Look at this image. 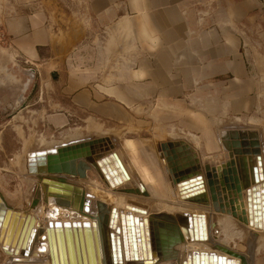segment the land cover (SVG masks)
<instances>
[{
    "label": "crops",
    "instance_id": "obj_1",
    "mask_svg": "<svg viewBox=\"0 0 264 264\" xmlns=\"http://www.w3.org/2000/svg\"><path fill=\"white\" fill-rule=\"evenodd\" d=\"M21 61L36 74L25 92L27 76L3 77ZM263 86L264 0H0V104L46 131L160 126L217 167L215 129L246 127Z\"/></svg>",
    "mask_w": 264,
    "mask_h": 264
},
{
    "label": "bare ground",
    "instance_id": "obj_2",
    "mask_svg": "<svg viewBox=\"0 0 264 264\" xmlns=\"http://www.w3.org/2000/svg\"><path fill=\"white\" fill-rule=\"evenodd\" d=\"M32 81V78H29L27 83H25L23 87L24 92L27 91L26 88L27 86L29 87ZM230 129L236 130V128ZM230 129H227V131ZM225 130L226 129H224L221 136H219L221 145L222 137L227 132ZM190 135L195 137V139H198V137H196L194 134ZM259 137L262 141L260 134ZM87 138L91 137L88 136ZM76 139L77 137H74V140H71L69 142L65 141L53 143L50 150L53 149L54 146L67 144L73 141H80L86 138ZM95 139L97 138L95 137ZM263 143L264 142H261V150L263 148ZM107 145L109 146L108 148H110V151L105 155L102 154L103 156H101V158L108 157L109 163H102L101 167L105 169L106 174L110 175L109 180L106 178L105 174L102 173L99 166L95 167L94 165H89L87 163V165L89 166L87 172L91 171L93 168L100 181L106 187V190H108L111 194L117 196L115 200L111 199L110 201H108L106 198H102L103 196H101V194L89 189H87L89 190L87 191L79 184L74 183L73 181L70 182L69 178H67L68 176L74 178L78 176L68 174L51 175L56 176V178L53 177L54 188H57L54 189V191H60L62 195L54 194V200L52 199V197H50V201L47 200L43 202V205L39 203V206H37V210H39L38 212H36L35 208L34 210L31 209L28 211L15 208L14 205L11 204L12 202L8 204V202H6V198L0 193V196L3 198L7 209L11 210L10 217L4 230V238L2 241H0V264H182L183 261H187L188 257L190 255H193L194 253L199 255H207L208 262H210L209 256L215 255L217 258L222 257L226 261L231 260L232 262H234V264H254V260L257 259L259 252V248L257 246L258 237L259 234L262 233L260 231H257L258 229H264V226L259 228L258 226H256V224H254V221L252 225L250 224V213L246 189L244 190L245 192H243V206L242 201L240 200L237 204H235L237 213V217L235 218L232 215L215 212L212 209V206L183 202L178 187H175V194L178 197V200L184 206H181L178 212L188 214L191 213L196 215L199 240L192 242L186 241L176 247H167L166 250H163L157 244L156 235H159V233L162 234L163 228L165 231L166 229L164 226H162L161 220L158 219L156 215L165 212V210H160L158 213H154L155 209L150 207L148 203V201H150V198H148V194H151V188L149 187L150 190L148 192H145V194H147L146 196L143 192L144 187L142 186V184H140L139 181L136 180L135 176L133 177L132 174H130V172L126 170V167L122 162L120 155L116 151L113 141L110 140ZM110 154H115L116 158L114 157L115 159H112L110 157ZM262 156L263 155L261 154V164L263 167L264 164ZM117 163L118 166L116 165ZM121 167L126 173L127 177L123 176V172L121 173L119 171L118 168L121 169ZM107 168H111V170L115 169L117 177H113L107 170ZM36 176L41 178V176L47 175L37 174ZM117 179H119V183H116L115 180ZM262 183L264 184V181ZM58 184H67L74 188H78L80 191L72 190L64 192L65 189L59 187ZM157 194L159 193L157 192ZM57 195L63 199V202L60 204H58V200L61 199H56ZM87 195H91L93 198H88ZM244 199H246L247 204L244 202ZM114 209L115 213H113ZM14 212H17L19 214L16 220H14V223L15 221L16 223L13 224L14 226L11 230L10 240L7 244L4 245V239L8 235ZM244 212L245 215L243 214ZM213 214L219 216L216 218V221H213L212 219ZM128 215L129 218L127 217ZM199 215L203 217L202 220L204 221L202 226L206 235L204 237V240H201V228L198 219ZM28 216H30L29 223L25 227ZM239 217H246L248 223L245 224L243 221H240ZM135 218H138L139 222L146 220L145 230L143 225V239L145 244L144 253L146 254L145 257H143V254L141 253L142 248L138 243L139 238L137 236L138 232L137 225L134 221ZM32 219H34L33 229H35L37 234L35 239L29 244V252L25 253L22 244L19 247L17 245L21 237L24 240ZM122 222H124V224H122ZM50 223H52L54 228L56 224H60L63 227V232H65L66 230L64 227L65 223L71 225L69 241L67 240V235L63 234L64 249H60L55 240L56 254H54L52 251L49 239L47 238L45 241H43L41 237V231L46 233ZM84 223L90 226L91 233L89 241H91L92 245L90 243L88 245V240L83 233L85 230V228L83 227ZM74 225H81L83 229V245H81L79 241L78 232L76 239V234H74L75 229L73 228ZM129 226L130 229L134 230H129ZM236 226H239L238 230L236 231H239L240 236L243 240L247 241L246 239H248L249 236V251L245 255L234 252L227 247L221 246V244L223 243L220 238L221 232L224 231L226 235L229 236V234H231V228H235ZM2 227L3 225L1 224L0 232ZM243 231L246 234L245 236L243 235ZM111 233H113L115 245L117 240L120 242V245L115 246L116 258H113L114 256L111 246ZM129 236H131V238ZM133 238L135 240H132ZM124 239H126V244L124 243ZM15 240L16 243L15 245H13ZM133 242H135L134 245L136 246V248L133 246ZM17 247L19 249L18 252H16ZM119 249L121 256H118Z\"/></svg>",
    "mask_w": 264,
    "mask_h": 264
},
{
    "label": "water",
    "instance_id": "obj_3",
    "mask_svg": "<svg viewBox=\"0 0 264 264\" xmlns=\"http://www.w3.org/2000/svg\"><path fill=\"white\" fill-rule=\"evenodd\" d=\"M25 76L35 79V70L26 69L24 71ZM28 89V86L26 90ZM24 102V95L22 94L18 100V104L22 105ZM110 140L100 138L91 139L86 138L80 141H73L67 144H61L54 146L53 149L46 152H38L31 155V159L35 160V164H30V173H37L39 175H54V174H68L77 175L81 179L87 177V170L89 165L99 166L103 174L109 180L108 174L101 164H108V157L101 158V156L107 154L110 148L104 147ZM222 146L225 151L228 152L229 160L221 165L214 167L209 164H205L203 167L195 162L194 149L186 141H168L160 145L159 158L163 166L165 175L172 183V187H178L181 199L185 203L212 206V209L221 214L232 215L237 217L235 204L238 201H242L243 206V192L246 189L248 207L250 213V224H256L259 228L264 226V184L263 180L262 164H261V142L259 134L254 130L244 129H230L222 137ZM112 148V147H111ZM103 154V155H102ZM112 159L116 158L115 154H110ZM115 157V158H114ZM101 158V160H100ZM118 166V163L116 164ZM112 167V166H111ZM123 176H126L124 170L118 168ZM113 177H117L116 170L107 168ZM127 177V176H126ZM261 180V181H260ZM116 183L120 182L119 179L115 180ZM42 183L45 186L44 190L50 194L54 200V180L48 178L42 179ZM59 187L64 188V192L68 191H80L78 188H74L67 184H58ZM88 198H93L91 195H87ZM56 199L58 204L63 202V199L57 195ZM45 200L50 201L49 197ZM38 201H34L33 206H36ZM115 213V209L113 210ZM11 210H8L3 198L0 196V225L3 227L0 232V241L4 238V230L10 217ZM19 213L14 212L8 235L4 239V245L10 240V234L12 227L14 226V220H16ZM245 215V212L243 213ZM129 218V215L127 216ZM161 220L162 234H157V244L166 250L167 247L173 248L183 244L186 241H198L199 235L197 232L196 215L191 213H160L156 215ZM254 218V220H253ZM30 216L27 217L26 225L29 223ZM201 228V240L205 238V232L203 230V217H198ZM201 219V220H200ZM240 221L245 224L248 223L246 217H239ZM137 225V236L139 238V246L142 248L141 253L145 257V244L143 239V225L145 230L146 220L140 221L138 218L134 219ZM34 219L31 220L30 226L26 232L24 240L21 239L18 242V247L21 246L25 250V253L29 252V244L36 237V231L33 229ZM124 224V222H122ZM130 225V223H129ZM133 225V223H132ZM65 232L60 224H56L55 228L50 223L47 229V235L41 231L42 240L49 239L52 251L56 254V243L60 249H64V236L67 235V240L70 238L71 225L64 224ZM85 228L84 234L87 243L91 244L90 226L83 224ZM74 234H79V241L83 245V235L81 225H74ZM129 230L133 231L134 229ZM24 232V230H23ZM131 238V236H129ZM126 239H124V243ZM132 240H135L134 238ZM16 240L13 245H15ZM131 243V242H130ZM135 242H133V246ZM92 245V244H91ZM116 245H120L117 240ZM114 242L113 233H111V246L113 251V258H116V246ZM18 247L16 252H18ZM83 247V246H82ZM64 251V250H63ZM118 251V248H117ZM121 256L120 249L118 256ZM210 262H208V256L204 254L190 255L187 261H183L182 264H234L231 260H225L222 257H216L215 255L209 256ZM14 264V263H12Z\"/></svg>",
    "mask_w": 264,
    "mask_h": 264
},
{
    "label": "rangeland",
    "instance_id": "obj_4",
    "mask_svg": "<svg viewBox=\"0 0 264 264\" xmlns=\"http://www.w3.org/2000/svg\"><path fill=\"white\" fill-rule=\"evenodd\" d=\"M243 46V52L246 55L250 50L249 44L247 43ZM29 67L30 66L26 65L25 61L19 62L18 65L14 67L12 64L8 69H5L3 77L7 79L13 78V71L17 72V76L24 77L25 74L22 69H29ZM260 97V107L252 114L250 123L246 124V127H243L238 122H235L233 123V127L230 128L238 129L239 127V129L245 128L244 130H254L260 134L262 139L260 142H264V86ZM22 105L19 106L21 107ZM16 114V110L0 104V193L6 198V202H8V204L12 202L11 204H13L15 208L27 211L31 209L34 210L35 208L36 212H38L39 210H37V206H39V203L43 205V202L46 201L45 198L51 197L50 194L44 190L45 186L42 183V179L48 178L53 180V177L56 178V176L48 175L41 176L40 178L36 176L37 174L30 173V164H35L36 160V158L35 160H32L31 155L50 150L53 143H59L54 142V140H63L66 135L76 133L77 131L80 132L79 135L84 138H87V136H90L92 139H95V137L97 139L105 137L104 139L108 138L113 141L116 151L120 155L126 170L130 172L133 177L135 176L136 180L145 188H143L144 194L151 188V194H148V198H150L148 203L150 207L155 209L154 213H158L160 210H165V213L175 214L180 210L181 206H183L175 194V189L172 187V183L168 181L165 172L163 171L161 160L158 157L160 145L171 141L169 138H166L165 131L162 127H155L152 136L149 133L150 130H147L145 126L143 128H135L134 130H120L112 125H106L101 121L91 119L89 121H77L75 124L72 123L69 127L61 131H46L44 122L37 113L28 110V112H24L21 115L17 114L16 118L13 117ZM90 123H95L101 129L96 132L91 131L94 132L96 136L90 135L92 133L89 134L87 131ZM223 131L224 129H220V126L215 129V133L219 136H221ZM225 131H227V129ZM158 133H160L162 139L154 137V134L158 136ZM79 135L69 136L66 142L74 140V137L80 139ZM190 136L196 140L195 137L192 135ZM219 136L217 140L218 143H221ZM104 147L109 146L104 145ZM262 147L261 154L263 155L262 159L264 164V143ZM224 152L226 153L227 151L224 149ZM226 154L228 158L227 160H229L228 152ZM262 172L264 176V166L262 167ZM87 175L88 177L86 179L70 176L67 178H69L70 182L73 181L74 183L79 184L85 188V190L89 189L101 194V196H103L102 198H106L108 201L116 199L117 196L106 190V187L100 181L93 168L91 171L87 172ZM263 181L264 179L261 182ZM143 182L145 184L147 182V185H144ZM157 192L159 194H157ZM54 194L62 195L60 191H54ZM145 195L147 196V194ZM35 200L38 201V204L33 206ZM244 202L247 204L246 199H244ZM217 217L219 216L213 214V221H216ZM238 227L239 226L231 228L232 230L229 236L226 235L224 231L221 232L220 238L223 241V245L221 244V246L245 255L249 251V236L248 239H246L247 241L243 240L239 231H236L238 230ZM259 231L262 233L259 234L258 237L257 246L259 252L257 259L254 260V264H264V229H258L257 232ZM243 235H246L244 231Z\"/></svg>",
    "mask_w": 264,
    "mask_h": 264
},
{
    "label": "trees",
    "instance_id": "obj_5",
    "mask_svg": "<svg viewBox=\"0 0 264 264\" xmlns=\"http://www.w3.org/2000/svg\"><path fill=\"white\" fill-rule=\"evenodd\" d=\"M146 184H147V182H146Z\"/></svg>",
    "mask_w": 264,
    "mask_h": 264
}]
</instances>
